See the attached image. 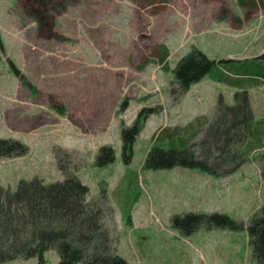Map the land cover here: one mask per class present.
<instances>
[{
    "label": "rangeland",
    "instance_id": "obj_1",
    "mask_svg": "<svg viewBox=\"0 0 264 264\" xmlns=\"http://www.w3.org/2000/svg\"><path fill=\"white\" fill-rule=\"evenodd\" d=\"M193 48L216 62L264 53V0H0V138L27 150L0 158V185L14 190L21 179L60 181L59 158L100 208L90 245L106 237L110 253L129 264H259L246 227L255 213L264 215V177L247 180L261 173L264 150L229 139L226 155L225 142L212 140L218 98L231 105V86L214 83L210 74L185 91L170 84L177 61ZM247 92L252 118L264 122V83ZM197 115L207 124L184 148L219 171L236 161L231 150L241 151V166L224 177L184 166L145 168L152 135ZM138 116L124 163L120 128ZM164 133L158 146L182 149ZM101 145L112 147L114 160L97 166ZM187 213L221 216L174 218ZM58 258L47 250L43 264Z\"/></svg>",
    "mask_w": 264,
    "mask_h": 264
},
{
    "label": "trees",
    "instance_id": "obj_2",
    "mask_svg": "<svg viewBox=\"0 0 264 264\" xmlns=\"http://www.w3.org/2000/svg\"><path fill=\"white\" fill-rule=\"evenodd\" d=\"M165 58L166 52H163L159 59L164 62ZM172 73L173 79L170 84H177L181 91L187 90L205 74H210L219 83L235 89L231 105L223 104L222 98H218L217 116L211 126L209 125L213 141L219 144L223 141L226 145L229 139L241 141L245 138L248 146L258 141L264 144L263 128L259 126L256 129L251 123L252 112L248 92L244 88L264 81V53L248 60L220 59L216 62L201 50L193 48L177 61ZM138 119L139 116L129 128H120L124 163L130 162L133 139L140 127ZM223 120H227L228 123L221 129L219 124ZM199 129L197 123H191V126L183 131L166 128L157 130L152 135L153 143L145 157L144 167L160 169L184 166L199 168L222 177L233 173L241 166L243 163L241 151L231 150L238 159L236 158L231 167L219 171L207 166L202 159L196 158L189 146L184 148L190 137ZM215 131L219 134L214 140ZM163 133L164 138L178 140L182 144V149L158 146L155 141L162 139ZM26 151V146L19 142L0 138V158L21 156ZM223 153L226 155L229 153L227 145ZM184 155H188L190 160L186 161ZM260 157L262 158L260 175L264 177V153L260 154ZM224 159L221 161L224 162ZM56 160L58 169L64 176L60 181L46 183L38 178L21 179L14 190L0 185V264L16 258H36L39 264H43L44 253L50 249L57 251L59 258L56 264H129L118 254L110 253L106 237L103 240L100 238L99 244L90 245L95 239L92 235L98 229L100 208H95L93 203L87 200L88 187L75 174L68 173L59 158ZM113 160L114 150L110 145H101L97 148V156L94 159L97 166H103ZM220 216L216 213L205 216L187 213L182 216L176 215L174 218L177 220L181 218L186 222L191 218L207 217L210 220ZM246 232L252 250L256 252L258 248L260 251L259 264H264V215L255 213L249 220Z\"/></svg>",
    "mask_w": 264,
    "mask_h": 264
},
{
    "label": "crops",
    "instance_id": "obj_3",
    "mask_svg": "<svg viewBox=\"0 0 264 264\" xmlns=\"http://www.w3.org/2000/svg\"><path fill=\"white\" fill-rule=\"evenodd\" d=\"M207 76H208V74H207ZM210 77V76H209ZM214 83H219L218 81H216L215 80V82ZM261 83H264V81H261L260 83H257V84H252V85H247V86H245L244 88L247 90V91H249L250 89H252V88H254V87H257V86H259ZM220 84V83H219ZM233 88V87H232ZM234 89V88H233ZM235 90V89H234ZM216 92H189V94H191L192 95V97H196V98H198V97H203V96H210L211 98H213L214 97V95H216L215 94ZM213 99H215V97L213 98ZM198 102L200 103H202V100H200V99H198ZM204 102V101H203ZM228 104H230V103H228ZM191 123H197L199 126H200V131H201V128H202V126H204L205 124H207L206 123V119H205V116H203V115H197L196 117H195V119L192 121V122H189L187 125H185V126H175V127H173V128H171L170 130H173V131H183V130H185V129H187L189 126H191ZM251 123H252V125H254L255 127H256V129H258L259 128V126H261L262 128H263V137H264V122H262V121H259V120H256V119H254V117H253V119H252V121H251ZM202 124V125H201ZM197 131V132H195L191 137H190V139L188 140V142L190 143L195 137H197L198 136V134L200 133V131ZM255 133H257V134H260V132H256L255 131ZM250 147H251V150H253V151H257V150H259V149H261V150H264V144H261V142H257V143H255V144H252V145H250ZM250 158V157H249ZM259 173V172H258ZM256 174V172H255V175H254V178L253 179H249V180H247V182L248 181H252V182H254L255 181V183L261 178L260 177V174ZM239 184V183H238Z\"/></svg>",
    "mask_w": 264,
    "mask_h": 264
}]
</instances>
